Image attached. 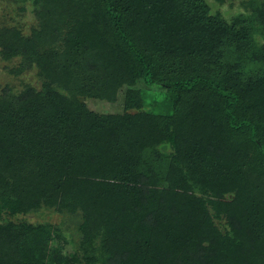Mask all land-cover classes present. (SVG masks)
<instances>
[{"label": "trees", "instance_id": "1", "mask_svg": "<svg viewBox=\"0 0 264 264\" xmlns=\"http://www.w3.org/2000/svg\"><path fill=\"white\" fill-rule=\"evenodd\" d=\"M28 1L32 33L0 44L43 83L0 96V214L53 208L76 239L48 225L22 263L29 224L9 220L0 264H264V0L229 17L207 0ZM168 89L223 128L213 151L169 147Z\"/></svg>", "mask_w": 264, "mask_h": 264}, {"label": "rangeland", "instance_id": "2", "mask_svg": "<svg viewBox=\"0 0 264 264\" xmlns=\"http://www.w3.org/2000/svg\"><path fill=\"white\" fill-rule=\"evenodd\" d=\"M212 8L221 10L225 17H229L239 11H243L241 0H225L223 3H216L214 0H207ZM32 4L28 0H0V33L8 28L14 27L19 33L26 37L32 33L33 26L36 23L35 13L32 10ZM21 55H12L4 57L0 44V96L1 95H16L27 85L34 86L37 91L42 87L43 79L37 72L38 67L34 63L26 62L22 64ZM65 94L75 99L73 95L67 93L65 89H60ZM158 90V89H157ZM159 91V90H158ZM164 91V90H163ZM162 91V92H163ZM162 93L161 91H159ZM160 96L158 93H156ZM167 101L170 107V113L173 119L174 135L172 143L169 146L172 150H192L197 149L201 145L202 150L213 151L221 142L223 137V128L216 125L209 129H203L202 124L194 119V113L191 110V100L187 96L170 89L166 92ZM80 101L86 103L88 107L95 111H114L117 109L115 103H110L102 97L96 96H81L77 97ZM212 116H217V110H211ZM169 149V148H168ZM159 159L158 157L152 160ZM156 171L160 172L162 164L161 160L155 161ZM163 170V169H162ZM25 222L29 224L28 229L18 230L25 238L26 246L21 247L18 254V260L22 263L34 261L36 242L45 235L46 227L49 225L54 228V224L58 223L62 229V233L66 241L70 236L76 239L74 233L75 224L72 219L65 214H61L53 208H42L34 212H23L14 215H8L3 211L0 214V223ZM218 227L224 228L227 226L225 219L221 216L215 219ZM4 227L0 224V228ZM51 230V229H50ZM6 232H11L10 229H5ZM35 244V247L33 246ZM67 245L71 246L69 241ZM49 247V245H48ZM59 259V257L57 258Z\"/></svg>", "mask_w": 264, "mask_h": 264}]
</instances>
